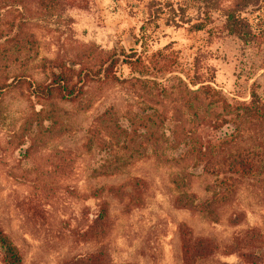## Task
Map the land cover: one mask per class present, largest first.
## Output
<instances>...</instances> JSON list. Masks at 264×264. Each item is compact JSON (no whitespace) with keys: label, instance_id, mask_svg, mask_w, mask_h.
<instances>
[{"label":"rangeland","instance_id":"rangeland-1","mask_svg":"<svg viewBox=\"0 0 264 264\" xmlns=\"http://www.w3.org/2000/svg\"><path fill=\"white\" fill-rule=\"evenodd\" d=\"M171 3L186 7L188 22L166 24ZM246 15L254 34L249 42L228 34L221 11L201 10L194 0H0V33L5 35L0 38V88L10 84L0 89V225L19 247L24 264H64L99 248L107 252L108 264H184L182 223L195 236L220 244L214 255L195 264H251L224 250L250 229L261 233L264 244V175L244 178L216 220L178 207L176 198L185 193L201 201L219 188L217 177L201 164L173 160L185 148L172 146L174 130L189 125V114L182 107L175 114L174 102L160 92L161 84L175 76L187 80L198 56L206 68L215 69L213 86L249 99L253 81H264V5ZM17 38L23 49L1 58ZM159 51V59L168 57L175 71L163 74L164 64H157L155 76L141 75L121 60L119 80L95 78L76 101L38 98L30 90L29 82H50L48 61L97 71L115 52L125 59L134 52L150 57ZM135 77L157 82L149 84L152 96H137L130 82ZM165 110L171 119L158 127L165 158L152 155V142L141 137L131 146L143 144L145 154L127 160V151L111 145L113 133L101 130L97 119L108 112L110 128H130L132 115ZM257 127L244 131L239 142L264 138V129ZM229 131L223 126L217 134ZM102 202L109 207L107 230L86 241L83 233Z\"/></svg>","mask_w":264,"mask_h":264},{"label":"trees","instance_id":"trees-1","mask_svg":"<svg viewBox=\"0 0 264 264\" xmlns=\"http://www.w3.org/2000/svg\"><path fill=\"white\" fill-rule=\"evenodd\" d=\"M228 1L231 5L227 4ZM201 10L221 11L225 17V30L229 35L237 36L244 42H249L254 36L253 27L246 13L250 9L259 8L264 5V0H194ZM149 6H154L150 3ZM172 16L167 19V25H181L189 21L186 7L178 4H169ZM155 7V6H154ZM160 10L161 7H158ZM157 16L153 18L155 20ZM5 37L0 33V38ZM17 38L13 47L1 51V58H6L13 52H19L23 47ZM19 46V47H18ZM162 52H156L150 57H145L137 52L129 55V58H122L116 52L109 57L107 65L102 62L97 71L91 69H79L74 65L60 64L57 61H48L50 70V82L40 84L29 82L30 90L38 98L51 99L58 96L61 99L76 101L84 93L85 85L97 78L103 81L119 80L117 72L121 60L123 64H129L131 68L141 75L153 73V66L164 64L163 74L172 71L174 64L168 57L159 59ZM159 56V57H158ZM174 62V61H173ZM264 69V58L260 64ZM264 74V72H263ZM155 76V75H153ZM187 80L182 77H173L165 84H161V93L174 102L175 114H178L180 107L188 112V126L174 130V137L177 142L172 146L176 148L183 145L185 148L173 160L177 162L201 164L203 170L217 177L218 191H215L209 198L197 201L196 195L185 193L176 198V205L181 208H188L218 219V209L230 203L237 190L238 185L244 178L264 175V138L253 137L250 142L242 144L239 139L244 131L257 129V126L264 129V81H253L248 92L249 99L244 98L243 93L239 97H230L222 90L212 85L215 81L216 71L213 67H205L199 57H195L191 73L186 74ZM133 88L139 97L153 95V86L149 84L157 82L144 80L138 77L131 79ZM10 84H3L1 90ZM140 85V90L137 86ZM159 87V86H158ZM157 88V85H156ZM158 95L153 96L154 98ZM242 97V98H241ZM180 113V112H179ZM181 115V114H180ZM111 114L103 113L98 116V124L101 130L111 132L113 146L127 151V160L132 158L134 162L142 157L145 151L140 146L132 147V143L138 138L149 140L152 143V155L156 158H165L163 155L162 139L164 134L159 132L158 127L163 126L171 117L167 110L155 111L147 116L132 115L129 117L131 127H124L116 124L110 128ZM153 126L155 129H150ZM227 126L229 132L223 135L217 131ZM145 129L142 133L141 129ZM212 130L208 132L207 130ZM121 136L124 140L121 141ZM105 142V141H104ZM107 146V143H105ZM128 150L131 151L130 155ZM126 159V156L125 158ZM169 160V159H166ZM129 162V161H128ZM139 185V180L136 181ZM110 189H113L110 187ZM97 196V194H95ZM137 196L131 197V202H136ZM137 204V203H134ZM109 207L107 202L100 203V210L94 217L93 223L83 233L86 241L99 239L103 236L108 227ZM179 233L181 239L182 260L184 264H195L199 260L207 259L214 255L220 248V244L211 238L197 237L189 226L180 224ZM0 252L2 264H24V257L19 247L14 243L11 236L0 225ZM227 255L237 254L251 264H264V244L261 233L256 229L247 230L244 234L234 237L232 242L225 247ZM109 256L103 248L86 254L75 256L64 264H108Z\"/></svg>","mask_w":264,"mask_h":264}]
</instances>
